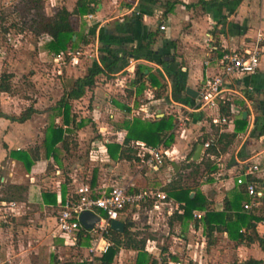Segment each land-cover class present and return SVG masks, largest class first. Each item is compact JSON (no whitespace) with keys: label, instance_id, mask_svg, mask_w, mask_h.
<instances>
[{"label":"crops","instance_id":"crops-1","mask_svg":"<svg viewBox=\"0 0 264 264\" xmlns=\"http://www.w3.org/2000/svg\"><path fill=\"white\" fill-rule=\"evenodd\" d=\"M57 1L71 11L77 0H44V5L57 7ZM94 1L95 10L83 15L80 24L92 19L91 31L95 36L91 33L88 44H80L73 52L67 50L72 52L65 55L62 62L67 70L73 71L77 64L81 67L87 62L88 65L100 64L99 34L108 38L110 48L118 55L144 44L148 33L153 34V42L149 49L138 51L133 57L129 55L121 70L100 74L101 80L98 75L94 86L86 89L82 97L69 102L68 115L57 102L50 107V110L55 109V116L47 115L48 109H38L37 103L26 104L20 109L12 96L0 92V96L5 94L0 101V253L4 254L0 264H232L248 259L263 261L264 187H259L263 192L260 204L246 210L259 217L252 222L263 240L262 246L257 241L234 240L222 227L218 229L216 223L207 224L203 217L210 211L234 219L242 211V203L248 200L244 187L238 185L236 179L254 164L264 167V0ZM57 10L55 8L51 14ZM89 14L92 17L88 19ZM161 24L165 29L159 28ZM254 45L260 49L258 70L225 82L228 113L222 115L220 107L218 110H193L196 97L186 94L185 88L197 92L204 80L216 72L215 59L223 52L252 49ZM152 53L157 59L149 60ZM162 55H167L173 63L161 65L157 60ZM56 57L57 54H53V61L60 62L61 59ZM138 64L145 65L163 85L159 90L160 98L155 97L157 87L148 83L140 96L134 91L128 94L134 90L130 82ZM81 100L88 104V111L91 106L96 113L104 108L108 119L86 118L87 108L79 111ZM28 107L35 110L30 118L24 122L11 119ZM218 115L227 116L228 122L214 125L211 119ZM164 116H169L174 125L172 141L167 147L163 144L155 147L165 149L168 159L161 166L152 168L134 155L133 142H144L138 139L125 141L127 127L134 118L153 121ZM239 119L245 120V127L227 146L225 141L218 145L225 148L223 151L218 150L215 154L208 149L202 150L195 161L209 160L215 171L205 170L201 164L196 175L192 173L193 167H185L202 140L213 142L221 133H233ZM52 126L61 129V139L55 144L54 152L46 154L43 141ZM93 143L103 144L107 155L98 153L97 160L89 158L88 163L84 159L85 155L89 156ZM112 146L118 147L114 157L109 154ZM253 179L259 181L258 176ZM81 181L96 191L113 183L164 191L169 182L178 181L190 188V196L196 190L200 191L208 207L193 209L190 216L185 217L182 203L167 195L169 200L166 202L127 209L120 221L125 223L129 241L127 238L122 241L112 260L104 262L101 258L112 244L108 239L110 246L91 262L88 261L89 250L95 241L89 229V234L71 241L75 247L69 248L55 219L60 204L74 193ZM239 231H245V226H240ZM22 238H26V244ZM98 245L102 246L103 241ZM141 245L143 250H137ZM43 254L46 257L41 259Z\"/></svg>","mask_w":264,"mask_h":264},{"label":"trees","instance_id":"trees-1","mask_svg":"<svg viewBox=\"0 0 264 264\" xmlns=\"http://www.w3.org/2000/svg\"><path fill=\"white\" fill-rule=\"evenodd\" d=\"M24 1V8L33 12V14L36 16V19L34 20L36 23V30L39 33L46 34L49 37V40L46 44V48L49 52L53 54H59L61 52L67 51L68 49L76 48L80 44L86 45L90 42L92 34L90 32L84 33L83 30H79V21L83 15L95 10L97 5L94 0H77L75 7L71 11L67 10L65 7H61L52 16H46L44 14V0ZM152 36L153 34L148 33L147 41L144 44L142 43L137 48L131 49L128 52H121V55H118L117 51L111 49L110 47L104 48L103 50L105 54L101 56V63L103 67L100 68L97 64H94L85 72L84 75L76 78L72 82V85L68 89L64 90L63 94L57 101L58 107L64 108V112L66 115H68L70 107L69 102L71 100L82 97L86 89L94 86L96 77L98 75L121 70L126 62H128L127 59L129 55L133 57V55L138 51L149 49L150 44L153 42ZM152 54L153 55L149 58V60H153L154 57L157 59V55L154 53ZM157 62L163 66H168L170 63H173V60L169 59L167 55H162L159 57ZM146 70H148V68L145 65H136L134 78L130 82V85L134 90L129 91L128 94L131 95L135 92L136 96H140L143 90L146 88V84L148 83L152 87H157V90L155 91V97L160 98L161 95L159 90L163 87V85L159 83L158 78L154 73L149 70L146 72ZM11 77L12 75L10 74L1 73L0 92H11ZM178 86L183 88L181 84ZM227 107V103L220 106V113L222 115L228 113ZM34 112L35 110L32 107H28L22 111L19 116L11 117V119L18 122H24L30 118L31 114ZM245 124L246 122L244 119H239L236 122L234 132L219 134L212 142L208 150L215 154L218 153V150L223 151L225 148L221 146L218 147V145L225 141V146H227V144H229L236 136V133L245 127ZM173 126V122L169 116H164L153 121H143L139 118H134L127 127L128 132L125 141L127 142L128 140L138 139L151 147H155L158 144H163L167 147L172 141L171 131ZM60 139L61 129L55 126L50 127L43 141L45 153H53L55 150V144L60 141ZM201 142H205V139ZM117 148V146H112L109 148V154L112 157L115 156ZM126 156L127 158H131L129 155ZM190 158L191 157H188L187 159L190 160ZM201 164L204 165L205 170L210 169V172L216 170L209 160L203 161V159L199 162L191 160L185 165V167H193L192 173L197 175ZM257 182L260 188L264 187V183H260L259 181ZM163 190L169 197H172L178 202L182 203V208L184 210L183 215L185 217L190 216V213L193 209L204 210L208 207V202L200 191L196 190L195 194L190 196V188L180 185L178 181L169 182ZM258 219L259 217L254 215L252 216L250 213H246V210L243 208L242 211H239L235 215L234 219L227 214L224 215L222 213H213L210 211H207L203 217V220L206 221L207 224L216 223L218 229H221L222 227V229L228 232L229 237L234 240H246L248 243L257 241L262 246L263 240L258 236V233L255 229V223L252 222L253 220ZM240 226H245V231L240 232ZM211 230L212 227L210 228V231ZM86 234H89L88 229L80 227L79 231L77 232V237ZM109 235L110 236L108 239L111 240L112 244L108 249V253L101 258L104 262H110L112 260L114 252L117 251L122 241H124L126 238L129 241V235L127 234L126 229H124L122 233L110 229ZM136 249L143 250V245L137 247ZM232 264H264V260L258 261L248 259L243 262L235 261Z\"/></svg>","mask_w":264,"mask_h":264},{"label":"built area","instance_id":"built-area-1","mask_svg":"<svg viewBox=\"0 0 264 264\" xmlns=\"http://www.w3.org/2000/svg\"><path fill=\"white\" fill-rule=\"evenodd\" d=\"M91 17V14L87 15L88 19ZM159 28L163 30L165 26L161 24ZM72 52H61L57 54L56 59L64 60L65 55H70ZM215 60L217 70L208 76L198 89L193 110L203 108L218 110L221 105H225L229 101L225 95L226 80L239 75L254 74L260 64V49L257 45H254L252 49H233L223 52ZM145 109L142 110L146 112ZM211 122L214 125L226 124L228 117L218 115L212 118ZM211 144L212 140L203 142L202 150L209 149ZM132 148L140 162L152 168L161 166L168 159V153L163 148L147 146L139 141L133 142ZM98 153L107 155L103 144L93 143L90 147L89 158L97 160ZM253 176H258L259 182L264 183V167L254 164L236 179V183L244 187L248 196V200L242 203L244 210L257 207L263 196ZM167 200H169L167 194L155 188L135 189L129 185L113 183L101 191H96L90 184L81 181L76 185L74 193L60 204L55 215L56 226L63 235L75 240L80 227H83L79 220L80 214L84 211L95 214L99 220L89 229L95 241L89 250L88 261L92 262L95 256L104 253L110 246L108 235L112 220H120L127 209H140L148 203L154 205ZM100 241H103L102 246L98 245Z\"/></svg>","mask_w":264,"mask_h":264},{"label":"rangeland","instance_id":"rangeland-1","mask_svg":"<svg viewBox=\"0 0 264 264\" xmlns=\"http://www.w3.org/2000/svg\"><path fill=\"white\" fill-rule=\"evenodd\" d=\"M59 2L61 1H57V7H49L48 5L46 7L44 5V14L48 16L55 8L60 9L64 7ZM24 5V0H0V75L1 73L12 75L10 79L11 92L7 94L13 97L20 109L25 108L26 104L37 103L38 109L41 111L48 109L46 114L55 116V109L50 110V107H53L58 101L63 89H68L76 76L83 75L94 64L88 65L87 62L81 65V67L77 64L75 70L69 71L67 70V66H63L62 64L64 60L60 62L53 61V53L49 52L46 48L49 37L36 30V23L34 21L36 16L33 12L26 10ZM92 23L91 19L89 23L83 21L80 24V27H83L81 28L84 33H92ZM92 34L95 36V32ZM103 35L99 34L100 41L98 48L101 51L100 57L105 54L103 49L109 48L111 45L107 41L108 38ZM74 49L72 48V51ZM97 65L100 68L103 67L101 60L100 64ZM98 78L101 80L103 76L99 75ZM3 96L5 94L0 96V101L3 100ZM87 97L88 95L85 97V101ZM87 105L84 100H81L78 105L80 107L79 111H82ZM86 108V118L91 117L95 119L96 117L103 121L108 119L104 108H101V111L98 113L92 111V106L89 111V108ZM85 156L86 159L84 161L89 163V156ZM64 239L68 242L67 247H75V243L71 242H75L72 237L66 236ZM24 240L25 242L23 243L26 244V238ZM3 255L0 253V258H3ZM45 257V254L41 255V259ZM24 258L26 259V257ZM21 264H26V262ZM40 264L44 263L40 262Z\"/></svg>","mask_w":264,"mask_h":264},{"label":"water","instance_id":"water-1","mask_svg":"<svg viewBox=\"0 0 264 264\" xmlns=\"http://www.w3.org/2000/svg\"><path fill=\"white\" fill-rule=\"evenodd\" d=\"M186 94H188L190 97L195 98L197 95V92L189 87L185 88ZM246 113H243V116H245ZM202 151V144L199 143L196 146V149L194 151V154L192 156V160L197 161L200 157ZM80 223L83 225L86 229H91L95 222L99 220V218L93 214L92 212L84 211L80 214ZM110 228L117 232H123L125 228V223L120 220H112L110 222Z\"/></svg>","mask_w":264,"mask_h":264}]
</instances>
